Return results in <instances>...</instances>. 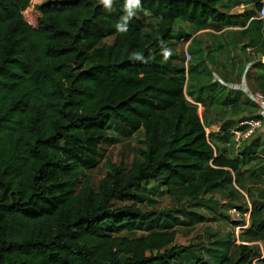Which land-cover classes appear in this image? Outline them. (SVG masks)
<instances>
[{"label": "trees", "instance_id": "16d2710c", "mask_svg": "<svg viewBox=\"0 0 264 264\" xmlns=\"http://www.w3.org/2000/svg\"><path fill=\"white\" fill-rule=\"evenodd\" d=\"M30 1L0 0V264H264V254L245 242L233 255L195 254L196 244L174 243L167 212L137 206L152 179L190 200L245 188L241 167L262 142H248L252 135L237 145L232 132L223 134L231 121L207 133L219 120L207 110L220 92L233 109L254 103L215 80L205 59L186 68L164 55L166 42L182 36L174 33L177 22L204 28L230 15L216 0H140L120 32L125 0H113L111 10L99 0H44L31 26L22 14ZM140 11L157 26L145 31ZM187 74L199 79L192 89ZM246 75L264 93V63ZM249 117L259 118L257 108L237 122ZM113 124L129 134L142 130L144 146L129 167L106 158L94 184L86 170L99 164ZM228 145L239 153L229 156ZM231 209L240 220L222 216L242 229L248 212L246 230L264 241V200L225 206Z\"/></svg>", "mask_w": 264, "mask_h": 264}, {"label": "rangeland", "instance_id": "374dc122", "mask_svg": "<svg viewBox=\"0 0 264 264\" xmlns=\"http://www.w3.org/2000/svg\"><path fill=\"white\" fill-rule=\"evenodd\" d=\"M43 0H32V4H40ZM27 19L31 18L34 24L37 20V9L32 12L30 10L26 12ZM138 17L143 22V28L145 31H150L157 26V21L145 11H140ZM179 23V22H178ZM213 25H207V27ZM178 29L174 33H178L182 36L174 37L166 42V48L173 55L174 62L177 65H182L186 68L189 65L194 64L204 57L203 50L209 49L208 41L200 35L193 34L196 32V26L192 23L187 25L188 32L184 31L181 24L177 25ZM185 35H188L186 37ZM183 39V40H181ZM187 44V51L190 57L186 58L184 52V44ZM112 38H106L104 43H111ZM203 43H206L204 49ZM208 55V54H207ZM206 59V58H205ZM208 78L206 74H202V77ZM210 78V77H209ZM199 79L190 77L187 74V87L193 88L195 84H198ZM227 87V86H226ZM228 88V87H227ZM220 97L215 105L210 104L207 110V118L213 120V118H219L215 124L219 125V129L226 121L233 122L230 127L225 129L229 133L238 123L237 120L243 116H249L256 113L254 105L245 106L240 104L236 109H233L226 101L228 98L227 92H220ZM244 97V96H243ZM203 111L202 106L199 107V113ZM220 112V113H218ZM211 124L206 127L209 129ZM221 126V127H220ZM219 130L218 133H221ZM106 138L101 143L102 157L97 166L87 169L86 173L92 177V181L95 184L106 171V158H110L116 164L129 167L131 163L138 157L137 151L143 147V131L129 134L127 129L122 125L113 124L104 133ZM228 139L230 136L227 137ZM259 138L264 144V127L258 131L248 140H255ZM231 141V139H230ZM246 143V142H245ZM222 145H227L223 143ZM259 148L257 150V158H253L251 163H246L241 167L240 177L245 185L244 189H241L235 184L234 189L227 187V190L213 192V194H205L203 197L190 200L188 198H177L170 196L165 188L160 184L159 179H152L144 186L139 195L143 198L138 202L137 206L143 211H165L168 213L166 218L168 222L173 225V229L176 230V236L174 243L179 245H187L194 243L195 254L201 252L206 257H217L223 253L233 255L236 251V246L242 242L248 243L253 249L260 254H264V241L258 240V238L249 230H246L248 212L245 214L246 223L241 229L239 226H234L230 221L240 220V213L235 209L226 211L225 206L229 203H236L243 207H250L253 201L264 200V153ZM225 152L229 156H235L239 153L240 148L234 146H226ZM234 176V175H233ZM128 202H119L117 204H125ZM222 214L228 215L230 221L225 219ZM242 235V236H241ZM176 264H180L177 263ZM257 264V261L255 262Z\"/></svg>", "mask_w": 264, "mask_h": 264}, {"label": "crops", "instance_id": "0c3cea01", "mask_svg": "<svg viewBox=\"0 0 264 264\" xmlns=\"http://www.w3.org/2000/svg\"><path fill=\"white\" fill-rule=\"evenodd\" d=\"M216 5L220 11L230 15V21L215 23L208 20L213 26L196 28L193 34H199L208 41V51L203 50L205 65L214 79L228 88L246 86L252 91L263 93L261 89L253 88L246 75L255 64L264 63V18H258L259 0H216ZM178 24L188 32L189 22H177L174 30L178 29ZM187 44L188 41L183 46ZM205 46L206 43H203L202 48ZM248 49H252L253 54ZM210 127L216 130L219 125L212 123Z\"/></svg>", "mask_w": 264, "mask_h": 264}, {"label": "built area", "instance_id": "2783aa9c", "mask_svg": "<svg viewBox=\"0 0 264 264\" xmlns=\"http://www.w3.org/2000/svg\"><path fill=\"white\" fill-rule=\"evenodd\" d=\"M44 1V0H43ZM42 1V2H43ZM260 8L258 10V18H264V0H259ZM37 4H32V0L30 1V4L22 11V14L24 16V19L28 24L31 26H36L37 25V20L36 23L34 24V21L29 18L27 19L28 15H26V12L30 10V7L32 9V12L34 13V10H36L35 6ZM38 12H37V17H38ZM251 54H253L252 49H248ZM184 52L186 54V58L190 57L188 51H187V46H184ZM238 90H242L245 94V96L252 102L257 108V114L259 115V118H245L241 120L232 130L233 134V139L238 145L240 141H244L250 136L254 135L256 131L262 129L264 127V93H261L259 91H252L248 89L246 86H241L238 88ZM211 128V127H210ZM219 129V128H217ZM216 129V130H217ZM214 131L212 129H209L206 127V132H211ZM236 145V146H237ZM248 222V221H247ZM247 226V225H246ZM263 254H261V257ZM257 261V258L253 259V264Z\"/></svg>", "mask_w": 264, "mask_h": 264}, {"label": "clouds", "instance_id": "9594fccd", "mask_svg": "<svg viewBox=\"0 0 264 264\" xmlns=\"http://www.w3.org/2000/svg\"><path fill=\"white\" fill-rule=\"evenodd\" d=\"M99 3L102 4L106 9L111 10L113 0H99ZM140 0H125V11L126 16L122 17V21L116 25L117 31L123 32L127 30V22L134 15V9L138 7ZM162 43V42H161ZM165 57L170 55V52L165 50ZM136 60H142L140 55H135Z\"/></svg>", "mask_w": 264, "mask_h": 264}, {"label": "water", "instance_id": "95a60500", "mask_svg": "<svg viewBox=\"0 0 264 264\" xmlns=\"http://www.w3.org/2000/svg\"><path fill=\"white\" fill-rule=\"evenodd\" d=\"M263 62H264V59H263Z\"/></svg>", "mask_w": 264, "mask_h": 264}]
</instances>
